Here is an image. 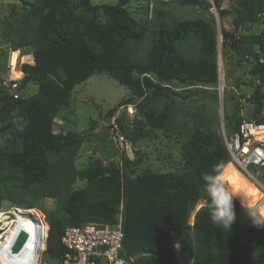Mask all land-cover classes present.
<instances>
[{
	"label": "trees",
	"instance_id": "obj_1",
	"mask_svg": "<svg viewBox=\"0 0 264 264\" xmlns=\"http://www.w3.org/2000/svg\"><path fill=\"white\" fill-rule=\"evenodd\" d=\"M171 1L152 0L147 23L127 10L129 0L109 5H93L91 0L21 1L20 9L11 7L2 20L9 52L32 54L34 65L23 66L18 99L0 87V206L7 200L18 208L38 210L44 200L55 202L52 211H44L48 264L60 263L64 229L87 223L119 224L121 254L132 260L130 264H264V227L251 224L243 200H234L237 219L229 231L210 221L201 177L213 165L230 161L220 135L184 132L170 124L172 98L178 96L174 85L204 90L217 84L213 23L173 19L167 11ZM174 1L207 10L195 0ZM224 14L232 15L234 32L222 30V59L235 58L237 66L246 63L250 77L262 78L264 0H231L230 9L220 18ZM257 23L258 34L238 33ZM6 62L7 58L0 65ZM95 75H104L128 91L106 116L133 106L139 118L131 138L151 139L158 131L174 133L179 169L135 175L142 162L139 154L128 160L117 150V163L95 160L85 168L75 167L83 139L101 137L92 134L94 123L79 134L54 133V120L70 108L73 89ZM28 84L37 90L27 97ZM231 95L225 118L229 134L241 121L233 111ZM251 98L252 119L264 123L257 88ZM79 135L83 139L78 140ZM247 171L264 174L254 167ZM77 181L84 186L73 189ZM200 203L189 226L190 215Z\"/></svg>",
	"mask_w": 264,
	"mask_h": 264
},
{
	"label": "rangeland",
	"instance_id": "obj_2",
	"mask_svg": "<svg viewBox=\"0 0 264 264\" xmlns=\"http://www.w3.org/2000/svg\"><path fill=\"white\" fill-rule=\"evenodd\" d=\"M21 1L32 2L33 0H0V55L2 57L0 64H4L9 55V50L5 45L2 36V20L8 15L11 7L19 10ZM116 2L117 0H91L93 5H109L115 4ZM151 3L152 0H129L126 7L135 19L147 23L151 17ZM167 9L170 16L178 21L202 19L213 23L216 41L217 82H219L221 87L224 86V94L219 98L214 88L196 90L195 88H178L174 85V91H176L178 96L172 98L174 101V107L171 111L172 118L170 119V124H176L184 132L201 131L217 136L223 129L228 133L225 118L229 114L230 109V104L228 102L231 90L229 88L232 84L234 85L236 83L239 86L240 93L243 95L246 94L245 92L249 93L252 89L250 82L244 78L247 64L244 63V65L237 66V64L233 62L235 58H230V61L222 59V30L224 29L226 32H234L232 15L224 14L217 23L214 22L206 9L198 8L196 6H182L174 0L168 4ZM243 32L254 33L255 30L251 25H247L245 28L238 30V33L241 35H244ZM20 62L24 63V65L32 64V66H29L33 67L34 60L32 54L22 55L20 57ZM2 66L3 65H0V67ZM230 67L238 72L240 71L236 81H228L229 76L232 73ZM36 90L37 88L35 85L29 84L25 95L27 97L31 96ZM188 91H193L192 95L189 94ZM127 94L128 91L124 87L118 85L115 81L104 75L92 76L89 80L77 85L73 89L71 94V108L68 111H63L61 116L69 122L68 128L70 130L79 133L89 130L91 123H94L92 124L93 126L97 123L100 126L98 135L101 137V140H97L96 138L83 139L82 136L79 135L81 138L78 140L83 139L85 142L74 160V165L77 169L85 168L90 162L95 160L104 161L106 164L117 163L119 161V158L113 149L115 148V145L111 140L110 124L103 123V118L100 119V117H103L108 110L112 109ZM233 111L236 113L238 109L235 108ZM249 111L250 110L247 111V117L245 118L253 117L251 115L249 116ZM245 112L246 110L244 113ZM138 118L139 116L133 106H130L129 110L126 108L122 110L119 109L115 116L110 118L111 121L113 119V121L115 120V123L120 124L123 131L127 133V147L123 151L125 157L128 160H132L135 157V153L139 154L142 162L137 167L135 175H140L144 170H149L153 173H163L179 169V144L174 133L165 134L158 131L151 139L141 140L131 138V128ZM55 132H57V130H55ZM241 174L253 183V185L264 190V174L257 172L252 174L251 178H248L244 173ZM83 186L84 182L77 181L74 183L73 189H79ZM201 207L202 204L200 203L190 215L188 221L189 226L193 223L194 213ZM37 208L38 210L34 209L36 210L35 212L39 216L40 213L44 216V211H52L55 208V202L51 199H47L44 200L40 206H37ZM189 236L191 240H193L191 232H189ZM50 264L57 263L50 262Z\"/></svg>",
	"mask_w": 264,
	"mask_h": 264
},
{
	"label": "built area",
	"instance_id": "obj_3",
	"mask_svg": "<svg viewBox=\"0 0 264 264\" xmlns=\"http://www.w3.org/2000/svg\"><path fill=\"white\" fill-rule=\"evenodd\" d=\"M195 1L206 6L207 12L217 23L221 13L231 6V0ZM10 54L11 52H9L5 66L0 67V87L13 99H18L22 93L20 84L24 77L23 66L25 65L20 62L19 51V61L14 64L10 63ZM26 66L29 65L26 64ZM16 73H19V76H16ZM250 80L252 89L249 93L243 95L237 89H230L233 93V103L238 109L235 116L241 118L237 130L229 134L222 129L219 134L230 162L235 169L244 173L248 178H251V174L247 171L248 167L264 170V123H257L252 118H245L246 116L243 114L247 107L254 106L251 96L254 89L257 88L262 97L259 117H264V68L262 78L251 77ZM223 87L217 82L214 88L219 98L224 94ZM129 107L127 106L126 109L129 110ZM112 121L109 127L112 143L118 152L123 153L127 147L126 138L115 120ZM21 210L28 211L31 209H22L13 205L3 209L0 206V264L8 263L9 259L12 256H17L22 249L15 254L11 253L12 245L19 230L9 243L1 246L6 237L11 234V230L18 220L30 222L29 227L25 231L22 230L26 234L23 246L26 243L27 245L25 252L17 256L19 264H48L44 256L48 236V225L44 216L40 213L41 218L37 216L28 219L21 213ZM122 239L123 233L119 224L106 226L87 223L79 227H66L60 237V244L65 252L59 264H130L132 260L123 257L121 254ZM100 247L101 249H99Z\"/></svg>",
	"mask_w": 264,
	"mask_h": 264
},
{
	"label": "clouds",
	"instance_id": "obj_4",
	"mask_svg": "<svg viewBox=\"0 0 264 264\" xmlns=\"http://www.w3.org/2000/svg\"><path fill=\"white\" fill-rule=\"evenodd\" d=\"M205 204L213 225L230 230L237 219L234 200H243L242 208L251 224L264 227V190L254 187L243 190L235 178L232 168L226 163H217L210 172L202 174Z\"/></svg>",
	"mask_w": 264,
	"mask_h": 264
},
{
	"label": "bare ground",
	"instance_id": "obj_5",
	"mask_svg": "<svg viewBox=\"0 0 264 264\" xmlns=\"http://www.w3.org/2000/svg\"><path fill=\"white\" fill-rule=\"evenodd\" d=\"M25 58V57H24ZM10 63L11 64H14L16 63L18 60V52L17 51H13L11 52L10 54ZM16 76H19L18 73H16ZM229 165L230 168H232L233 170V173L235 174V178L238 180L239 182V185L240 187L245 190V191H250L252 188L256 187L255 185H253V183H251L247 178H245V176L243 174H241L240 171H238L237 169L234 168V166L232 165V163L229 161L227 163ZM21 213L25 215V217H28V219H30L31 217H39L41 218V216H39L35 211L33 210H28V211H22L21 210ZM23 217V215H22ZM30 225V222L29 221H20L18 220L16 225L14 226V228L11 230V234L6 237V240L1 244V246L5 243H9L14 234L18 231V230H26ZM26 245L27 243L22 247V249L20 250L19 254L18 255H21L25 252V249H26ZM17 256H12L11 259H9L8 263L4 262V264H19V260L17 258Z\"/></svg>",
	"mask_w": 264,
	"mask_h": 264
},
{
	"label": "crops",
	"instance_id": "obj_6",
	"mask_svg": "<svg viewBox=\"0 0 264 264\" xmlns=\"http://www.w3.org/2000/svg\"><path fill=\"white\" fill-rule=\"evenodd\" d=\"M228 9H230V7H228ZM252 26V28H254V30H255V32L254 33H252V34H258L259 32H260V30H261V25H260V23L258 24H252L251 25ZM248 33H250V32H248ZM18 52V51H17ZM243 65H244V63H242ZM247 67V69H246V73H245V76H244V78H246L247 79V81L248 82H250L251 80H250V76H249V74H248V65L246 66ZM230 70H231V75L229 76V82L231 81V80H233V81H236V79H237V77L239 76V72L237 71V70H235V69H233L232 67H230ZM238 72V73H237ZM90 79V78H89ZM89 79H87V80H89ZM231 84H232V82H231ZM29 85V84H28ZM27 85V86H28ZM27 86H26V88H25V93H26V90H27ZM231 86V85H230ZM37 88V87H36ZM231 88H234V89H237L238 91H239V86L235 83L234 85L232 84V86L229 88V89H231ZM252 88V87H251ZM240 92V91H239ZM245 93H248V92H245ZM33 94H34V92H33ZM32 94V95H33ZM72 94V93H71ZM231 94H233V93H231ZM231 96H233V95H231ZM230 100V99H229ZM233 100V99H232ZM71 102H72V95H71ZM71 102H70V108H71ZM132 107V106H131ZM70 108L68 109V110H70ZM248 108V107H247ZM132 109V108H131ZM248 110H250L249 111V116L251 115V116H254L255 115V112H254V110H253V107H249L248 109H246V112L244 113L243 112V114H245L244 116H246L247 117V111ZM62 114H60L55 120H54V128H53V131H54V133H59V132H61V131H63V132H66V131H70V132H73V133H76V134H79V132H76V131H74V130H70L69 128H68V126H69V122L65 119V118H63V116H61ZM101 118H103V123H105V124H110V122H111V119L109 118V117H107L106 116V114L103 116V117H100V119ZM107 118H109V123L108 122H106V119ZM99 128H100V126L96 123L94 126H93V131H92V134H94V135H98L99 133H98V130H99ZM55 130H57V132H55ZM81 133V132H80ZM99 136V135H98ZM84 142L85 141H83L82 142V144H81V148L84 146ZM115 147V146H114ZM81 148H80V150H81ZM114 150H116V148H113ZM79 150V151H80ZM78 154V153H77ZM113 154H115V153H113Z\"/></svg>",
	"mask_w": 264,
	"mask_h": 264
},
{
	"label": "water",
	"instance_id": "obj_7",
	"mask_svg": "<svg viewBox=\"0 0 264 264\" xmlns=\"http://www.w3.org/2000/svg\"><path fill=\"white\" fill-rule=\"evenodd\" d=\"M233 6H235V5H233ZM106 122L109 123V118L106 119ZM76 138L79 139L81 137L77 136ZM11 206H12L11 202H9L7 200L2 201V203H1V208H3V209H6V208L11 207ZM25 239H26L25 232H23L22 230H19L18 233H17V236L15 238V241H14V243L12 245V248H11V253L12 254L17 253L22 248V246H23V244L25 242ZM99 249H101V247Z\"/></svg>",
	"mask_w": 264,
	"mask_h": 264
}]
</instances>
